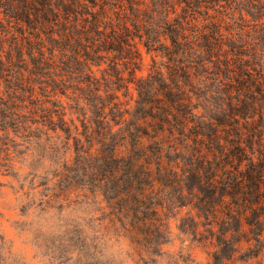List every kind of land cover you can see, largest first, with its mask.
I'll return each mask as SVG.
<instances>
[{"label":"trees","instance_id":"16d2710c","mask_svg":"<svg viewBox=\"0 0 264 264\" xmlns=\"http://www.w3.org/2000/svg\"><path fill=\"white\" fill-rule=\"evenodd\" d=\"M49 131L70 181L122 199L146 242L185 208L213 264L257 255L264 0H0L3 156Z\"/></svg>","mask_w":264,"mask_h":264},{"label":"rangeland","instance_id":"374dc122","mask_svg":"<svg viewBox=\"0 0 264 264\" xmlns=\"http://www.w3.org/2000/svg\"><path fill=\"white\" fill-rule=\"evenodd\" d=\"M27 137L16 135L14 158L0 148V264H213L214 245L182 230L185 208L146 242L122 199L88 178L70 181L75 153L62 133ZM242 246L221 264H264V248L247 257Z\"/></svg>","mask_w":264,"mask_h":264}]
</instances>
